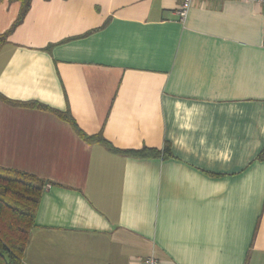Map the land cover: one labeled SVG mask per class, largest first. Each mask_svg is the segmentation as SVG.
I'll list each match as a JSON object with an SVG mask.
<instances>
[{"label":"crops","instance_id":"0c3cea01","mask_svg":"<svg viewBox=\"0 0 264 264\" xmlns=\"http://www.w3.org/2000/svg\"><path fill=\"white\" fill-rule=\"evenodd\" d=\"M180 2L31 0L0 44V168L46 183L24 264H264V8Z\"/></svg>","mask_w":264,"mask_h":264},{"label":"trees","instance_id":"16d2710c","mask_svg":"<svg viewBox=\"0 0 264 264\" xmlns=\"http://www.w3.org/2000/svg\"><path fill=\"white\" fill-rule=\"evenodd\" d=\"M18 1L21 4L18 18L10 30L0 37V44L22 22L30 8L31 0ZM59 116L67 121L71 120L64 114L59 113ZM72 125L77 129L73 122ZM80 136L87 142L100 143L109 151L118 153L103 139L94 140L82 134ZM132 154L139 156L141 153ZM45 186V181L30 174L0 168V264H24V253Z\"/></svg>","mask_w":264,"mask_h":264},{"label":"built area","instance_id":"2783aa9c","mask_svg":"<svg viewBox=\"0 0 264 264\" xmlns=\"http://www.w3.org/2000/svg\"><path fill=\"white\" fill-rule=\"evenodd\" d=\"M194 1L195 0H181L178 11H177L181 20L185 19ZM217 1H224V0H217ZM233 1L259 4V5H262L264 8V0H233ZM263 25H264V16H263ZM142 264H159V262L153 255H150L144 259Z\"/></svg>","mask_w":264,"mask_h":264}]
</instances>
